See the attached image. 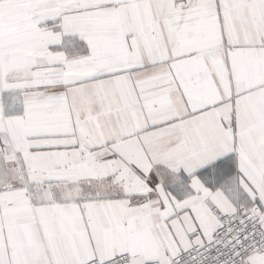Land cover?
<instances>
[{
    "label": "snow or ice",
    "instance_id": "6c2138e0",
    "mask_svg": "<svg viewBox=\"0 0 264 264\" xmlns=\"http://www.w3.org/2000/svg\"><path fill=\"white\" fill-rule=\"evenodd\" d=\"M0 264H264V0H0Z\"/></svg>",
    "mask_w": 264,
    "mask_h": 264
}]
</instances>
